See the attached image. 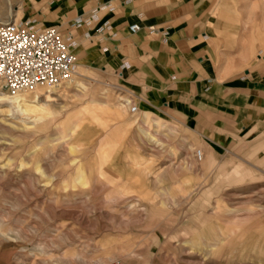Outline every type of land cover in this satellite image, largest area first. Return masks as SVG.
I'll return each instance as SVG.
<instances>
[{
	"label": "rangeland",
	"instance_id": "rangeland-1",
	"mask_svg": "<svg viewBox=\"0 0 264 264\" xmlns=\"http://www.w3.org/2000/svg\"><path fill=\"white\" fill-rule=\"evenodd\" d=\"M259 1L224 0L257 33ZM42 3L0 0V22L12 6L34 20ZM258 37H233L227 65H245L222 78L258 62ZM53 89L39 120L0 101V264H264L263 104L250 102L257 125L217 144L136 109L115 74L80 67Z\"/></svg>",
	"mask_w": 264,
	"mask_h": 264
},
{
	"label": "crops",
	"instance_id": "crops-1",
	"mask_svg": "<svg viewBox=\"0 0 264 264\" xmlns=\"http://www.w3.org/2000/svg\"><path fill=\"white\" fill-rule=\"evenodd\" d=\"M259 4L258 33L237 27L224 0H44L27 13L79 36V68L120 77L136 109L191 124L218 144L228 127L255 126L250 102L264 105V0ZM132 24L142 29L132 33ZM241 34L259 35L258 62L241 77L222 78V68L245 65H227ZM252 50L250 42L245 51Z\"/></svg>",
	"mask_w": 264,
	"mask_h": 264
},
{
	"label": "built area",
	"instance_id": "built-area-1",
	"mask_svg": "<svg viewBox=\"0 0 264 264\" xmlns=\"http://www.w3.org/2000/svg\"><path fill=\"white\" fill-rule=\"evenodd\" d=\"M129 28L132 33L142 29L139 24ZM79 41V36L29 18L0 24L1 91L13 96L38 87H62L77 75L75 51ZM197 154L201 158L202 153Z\"/></svg>",
	"mask_w": 264,
	"mask_h": 264
},
{
	"label": "bare ground",
	"instance_id": "bare-ground-1",
	"mask_svg": "<svg viewBox=\"0 0 264 264\" xmlns=\"http://www.w3.org/2000/svg\"><path fill=\"white\" fill-rule=\"evenodd\" d=\"M8 1H10L11 3L12 0H8ZM7 7H9V5ZM20 11H21V6H17L16 8H13L12 6L11 13H9L10 20L7 22L1 21L0 24H6L11 21H15L18 23L20 21V18H19ZM73 80L74 78L68 82L71 83V81ZM53 88H57V87H50V88H47V90H45L46 89L45 87H38L37 89L31 91L30 93L26 92L27 94H25V92H23V93L13 95V97H9L6 94L0 92V101H5L6 103H9V104L16 103L15 110L13 108L9 109V107H14V105L13 106L9 105L8 109L5 110L4 112L12 113L16 117L23 116L27 119H30L31 121L39 120L41 116L45 114L47 111V108L45 105L48 103V101L51 100L50 94L53 93L55 90ZM42 97H45L43 101H45L46 103L41 102ZM199 152L201 154V151Z\"/></svg>",
	"mask_w": 264,
	"mask_h": 264
}]
</instances>
